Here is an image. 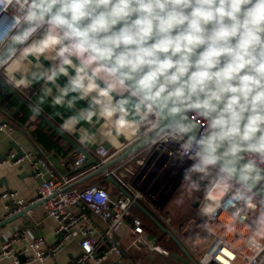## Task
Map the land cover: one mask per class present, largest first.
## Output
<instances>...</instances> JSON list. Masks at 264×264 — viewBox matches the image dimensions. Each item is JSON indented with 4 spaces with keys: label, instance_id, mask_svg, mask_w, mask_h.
Listing matches in <instances>:
<instances>
[{
    "label": "clouds",
    "instance_id": "obj_1",
    "mask_svg": "<svg viewBox=\"0 0 264 264\" xmlns=\"http://www.w3.org/2000/svg\"><path fill=\"white\" fill-rule=\"evenodd\" d=\"M30 57L49 66L33 71ZM0 69L17 88L44 81L53 106L87 102L62 132L95 118L110 143L174 146L202 214L224 210L225 234L247 226L250 264L264 253V0H0ZM94 139L82 131L81 143Z\"/></svg>",
    "mask_w": 264,
    "mask_h": 264
},
{
    "label": "built area",
    "instance_id": "obj_2",
    "mask_svg": "<svg viewBox=\"0 0 264 264\" xmlns=\"http://www.w3.org/2000/svg\"><path fill=\"white\" fill-rule=\"evenodd\" d=\"M3 128L13 129L5 121H1L0 130ZM121 150L99 145L88 151L97 160L98 166L114 158ZM174 151V146L169 145L166 150H163L158 145L149 146L148 144L106 171L105 175H112L130 194V198L123 194L111 197L105 188L94 183H80L60 190L73 183L75 177L56 173L43 155L33 156L32 173L35 177L41 178L37 195L32 200H25L13 190L2 191L0 199L7 202L6 218L21 211L27 212L35 204H40L45 214L55 221V233H62V237L52 245L46 246L42 235L31 236L30 228L20 227L1 243L0 261L10 258L13 264L43 262L56 254L64 242L71 237L70 229L83 220L84 225L79 227L80 253L73 264H84L95 256L98 245V240L92 232L88 212L100 220L108 221L106 252H114L117 257H121L123 255L121 243L111 236L130 215L132 208L136 206L135 202H139L181 242L196 264H250L253 253L243 243L247 226L239 225L244 230L243 234L242 232L225 234L223 223L227 213L224 210H218L217 216L213 219L205 217L200 211L203 191L196 192L193 197L194 202L187 205V210L183 209L182 204L177 206L179 213L174 215V219L169 215L171 210L169 211L167 207L174 199L176 190L184 182L183 169L191 163L185 161L181 165L174 162L169 155ZM26 157H28L26 153L17 156L15 151L10 150L0 161L15 164ZM82 161L83 157L77 156L74 159V167L80 165ZM42 170L47 174L46 178L43 177ZM85 173H79L80 177L76 180L82 178ZM93 189L97 192H105L109 197L108 201L101 204L95 195L89 199L86 194ZM183 212H186L185 217L177 222L178 215H182ZM131 234L138 238L143 234V227L138 218L132 219ZM24 240L26 242L20 250L14 249L17 241ZM85 244L89 246L87 249ZM21 256L24 259L23 262ZM251 264H264V253L257 256Z\"/></svg>",
    "mask_w": 264,
    "mask_h": 264
},
{
    "label": "crops",
    "instance_id": "obj_3",
    "mask_svg": "<svg viewBox=\"0 0 264 264\" xmlns=\"http://www.w3.org/2000/svg\"><path fill=\"white\" fill-rule=\"evenodd\" d=\"M29 59L31 60L29 68L33 71L41 70V66L42 68H47L50 63L44 57H40L39 60L32 57ZM0 75L33 105L38 103L43 97V103L40 105L42 113L59 127L63 124L67 116L75 114L76 110L85 107L87 104L86 101H77L73 109L53 106L51 97H45L43 94L42 88L44 87V81L35 80L29 88H17L10 82V78L4 69H0ZM17 79H19L18 73ZM65 82L66 78L63 77L58 81L61 85ZM48 87H53V90H55L53 85H48ZM1 92L2 89L0 88V94ZM10 96V94H5L2 97L3 102L0 104V122L5 121L10 128H13H3L0 130V156L5 154L8 150L16 152V148H19L23 153L28 154V157L15 164L8 161H0V193L4 190H13L19 197L25 200H32L36 197L37 187L41 182V178L35 177L32 173L31 161L35 155H43L56 173L75 177L74 181H76V179L80 177L78 174L81 172L72 174V170L74 168V159L79 156V154L75 153L72 146L64 141L45 123L43 124L49 128L47 133L53 134L55 139H58L59 150L55 148H43L32 137L31 130L29 129L32 128L35 123L42 124L39 123V118L31 115L28 117L25 124H20L19 118L26 116L29 110L24 107L22 110L13 114L15 106L18 103L16 102L13 106L6 105ZM103 123V121L96 122L94 118L93 124L89 125L85 122H81V124L77 125L76 131L65 133L87 150L93 149L99 145L121 150L126 144L136 138L122 135L110 143L102 134L101 126ZM28 124H30V127L27 128ZM83 130H87L95 139L89 143H81L80 136ZM42 172L43 177L46 178L47 174L44 170H42ZM100 178H103V175H97L87 180L79 181L73 184V186L79 185L80 183H93ZM108 192L112 194L113 197L122 194L115 186L108 187ZM6 205L7 202L0 199V245L20 227L30 228L31 236L33 234L42 235L46 246H50L55 241L59 240L58 234H56L54 230L55 221L45 214L40 204H35L31 209L21 215H16L13 218L9 217L11 219L6 218V212H8ZM88 216L91 221L93 235L98 240V245L96 247L95 256L87 260L84 264H113L115 262L118 264H194V262L188 259L181 249L167 235L163 234L156 225V228H150L148 225L144 224L142 218L135 211V208H132L130 215L125 218L124 223L111 236L121 243L123 251L121 257H117L114 252H106L108 221L100 220L90 214V212H88ZM133 218H138L142 224L143 234L140 238L131 234ZM82 225H84L83 220L70 229L71 237L64 242L63 246L54 256L43 262L31 261L23 264H73L74 259L80 253L81 236L79 234V227ZM161 236H165L166 238L161 240ZM169 240L174 246L169 243ZM25 242V240L17 241L14 244V249L20 250ZM23 260L21 256V261L23 262ZM0 264L13 263L10 258H6L1 260Z\"/></svg>",
    "mask_w": 264,
    "mask_h": 264
},
{
    "label": "water",
    "instance_id": "obj_4",
    "mask_svg": "<svg viewBox=\"0 0 264 264\" xmlns=\"http://www.w3.org/2000/svg\"><path fill=\"white\" fill-rule=\"evenodd\" d=\"M0 88L2 89V92L0 94V104L2 101V97L5 94H10V98L7 100L8 106H13L16 102L18 103L15 106L14 113L18 112L19 110H22L24 107L27 108L30 112H32L30 105H33L29 100L25 98L17 89H15L13 86H11L7 81L4 80V78L0 75ZM33 113V112H32ZM39 123H45L47 126H49L57 135H59L64 141H66L68 144H70L74 150L75 153L81 155L83 157V161L80 165L76 166L72 170V174H78L79 172H86L84 176L73 183L65 186L64 188L60 189L63 190L79 181L87 180L91 177L97 176V175H103L104 181H109L112 183L123 195L130 198V194L116 181V179L112 175H105L106 171L113 167L114 165L118 164L119 162H122L130 155L138 152L139 150L143 149L145 146L149 144L150 136L144 135L140 137L134 138L131 142L126 144V146L111 160L108 162L98 165L97 166V160L90 154V152L85 149L83 146L78 144L74 139L69 137L65 132H62L60 130V127L57 126L51 119H49L45 114L41 112L39 116ZM194 124L196 125L197 129H203L204 123L202 121L197 120L195 117H193ZM8 150L7 152H9ZM6 152V153H7ZM3 154L0 156V159L3 158L5 155ZM22 151L19 148H16V155L20 156L22 155ZM105 175V176H104ZM59 190V191H60ZM135 205L139 207L152 221L153 223L160 229V231L167 235L180 249L181 251L187 256L188 259H190L192 262L193 259L191 258L190 254L186 251L184 246L181 244V242L164 226L162 222H160L157 218H155L148 210H146L139 202H135ZM25 213V211H21L16 215H21ZM14 215V216H16ZM12 216V218L14 217ZM11 219V218H9ZM7 221V220H6ZM62 237V233L58 234V238L60 239ZM194 264H196L194 262Z\"/></svg>",
    "mask_w": 264,
    "mask_h": 264
},
{
    "label": "trees",
    "instance_id": "obj_5",
    "mask_svg": "<svg viewBox=\"0 0 264 264\" xmlns=\"http://www.w3.org/2000/svg\"><path fill=\"white\" fill-rule=\"evenodd\" d=\"M33 115L32 112L28 111V114H26V116H23L21 118H19V123L20 124H25L28 120V117ZM30 127V124H28L27 128ZM31 130L32 133V137L45 149H57L59 150V146H58V139H55V137L53 136V134L51 135L50 133H47V130H49V128L45 125V124H34L32 128H29ZM96 185H99L103 188H105L108 191V187H114V185L112 183H110L109 181H104V177L100 178L98 180H95L93 182ZM181 189V188H180ZM109 193V192H108ZM110 194V193H109ZM111 197L112 194H110ZM135 211L139 214V216L142 218L144 224L148 225L150 228H156L155 224L153 223V221L137 206H134ZM149 229V228H147ZM166 237L165 236H161V240H164ZM169 243L174 246V244L169 240Z\"/></svg>",
    "mask_w": 264,
    "mask_h": 264
},
{
    "label": "rangeland",
    "instance_id": "obj_6",
    "mask_svg": "<svg viewBox=\"0 0 264 264\" xmlns=\"http://www.w3.org/2000/svg\"><path fill=\"white\" fill-rule=\"evenodd\" d=\"M194 196H195L194 193L189 192L187 190L186 183L185 182H182V184L180 185V187L176 190L175 195H173L174 199L173 200L171 199L172 201H171L170 206L167 207L169 209V211L171 210V212L169 213V215H171V217L174 219V215H176V213H179V212H177L178 209H179V208H177V206L182 205V204L184 205V208L183 209L184 210H187V208H188L187 205H191L192 204V202L194 200V198H193ZM180 199H182L183 203H179L178 204L177 203V200H180ZM191 211H190V213H191ZM185 213L183 212V213H181L182 215H178L179 217H178L177 222H179L180 220H182L185 217ZM172 214H173V216H172Z\"/></svg>",
    "mask_w": 264,
    "mask_h": 264
},
{
    "label": "bare ground",
    "instance_id": "obj_7",
    "mask_svg": "<svg viewBox=\"0 0 264 264\" xmlns=\"http://www.w3.org/2000/svg\"><path fill=\"white\" fill-rule=\"evenodd\" d=\"M192 193H195V195H196V192H192ZM193 202H194V200H193ZM193 202H192V203H193ZM193 205H194V204H193Z\"/></svg>",
    "mask_w": 264,
    "mask_h": 264
},
{
    "label": "flooded vegetation",
    "instance_id": "obj_8",
    "mask_svg": "<svg viewBox=\"0 0 264 264\" xmlns=\"http://www.w3.org/2000/svg\"><path fill=\"white\" fill-rule=\"evenodd\" d=\"M195 194V193H194Z\"/></svg>",
    "mask_w": 264,
    "mask_h": 264
}]
</instances>
